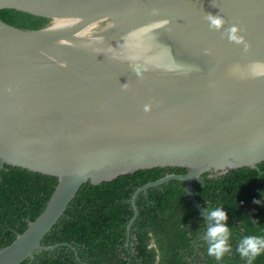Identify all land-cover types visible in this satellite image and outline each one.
<instances>
[{"label":"water","instance_id":"obj_1","mask_svg":"<svg viewBox=\"0 0 264 264\" xmlns=\"http://www.w3.org/2000/svg\"><path fill=\"white\" fill-rule=\"evenodd\" d=\"M3 10L49 22L0 19V172L57 185L0 264L55 249L41 242L87 182L184 169L134 193L128 231L137 196L171 180L207 231L193 182L264 163V0H0Z\"/></svg>","mask_w":264,"mask_h":264},{"label":"trees","instance_id":"obj_2","mask_svg":"<svg viewBox=\"0 0 264 264\" xmlns=\"http://www.w3.org/2000/svg\"><path fill=\"white\" fill-rule=\"evenodd\" d=\"M6 24L27 31L44 28L49 20L15 10L0 11ZM178 168L138 171L93 186L85 183L44 237L37 251L21 264H218L208 255L206 225L188 200L184 183L171 180L132 197L144 185ZM57 179L4 166L0 172V251L22 234L45 209ZM196 200L211 211L227 213L228 246L222 264H247L237 248L247 236L264 237V163L226 175L202 174L192 184ZM260 200L259 204L253 203ZM253 264H264V255Z\"/></svg>","mask_w":264,"mask_h":264},{"label":"clouds","instance_id":"obj_3","mask_svg":"<svg viewBox=\"0 0 264 264\" xmlns=\"http://www.w3.org/2000/svg\"><path fill=\"white\" fill-rule=\"evenodd\" d=\"M213 25L219 27L222 21L219 18L212 19ZM253 203L259 204L260 200H254ZM210 221L205 238L209 241L208 255L220 259L225 253L230 252L228 246L229 229L227 226V213L217 208L205 213ZM242 259L247 264H253L257 257L264 255V237L247 236L243 238L237 248Z\"/></svg>","mask_w":264,"mask_h":264}]
</instances>
